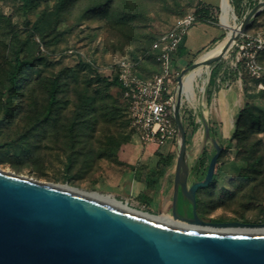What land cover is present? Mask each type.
<instances>
[{"label":"rangeland","instance_id":"374dc122","mask_svg":"<svg viewBox=\"0 0 264 264\" xmlns=\"http://www.w3.org/2000/svg\"><path fill=\"white\" fill-rule=\"evenodd\" d=\"M59 1L40 0L35 8L24 10L19 0H0V170L80 193L112 195L135 211L171 216L165 196L171 195L177 138L161 146L143 145L130 125L128 100L111 81L122 61L138 77L159 74L151 49L154 38L167 31L174 19L206 7L205 20L195 23L221 29L222 38L197 55H183L178 47L165 85L173 103L179 98V116L187 127L189 167L203 150L207 156L215 152L204 138V123L212 127L210 135L222 147L214 179L196 192L199 207L195 211L206 223H264V82L233 64L234 45L242 36L264 39V7L221 59L206 67L207 74L197 80L189 102L178 92L177 76L227 34L219 24L216 3L211 8L201 0H67L58 11ZM228 3L234 16L231 22L239 26L253 6L247 8L245 0V12L238 16ZM14 35L18 45L26 42L21 59L30 65L21 71L19 88L7 91ZM257 59L264 64V48ZM55 77H59L58 102L45 119L48 85ZM239 78L246 81V98L258 120L244 114L236 138L230 139L229 122L223 123L224 135L215 132L211 103L216 91ZM194 123L198 128L191 135ZM162 157L171 159L167 178L154 168ZM139 182L148 190L142 191ZM148 192L155 199L151 205L146 200ZM175 213L191 218L189 202L182 196Z\"/></svg>","mask_w":264,"mask_h":264},{"label":"water","instance_id":"95a60500","mask_svg":"<svg viewBox=\"0 0 264 264\" xmlns=\"http://www.w3.org/2000/svg\"><path fill=\"white\" fill-rule=\"evenodd\" d=\"M264 7L256 3L242 18L238 32L223 51L203 64L219 61L251 19ZM198 61L177 76L180 82ZM177 155L170 195L175 219L204 226H264V223H206L195 209L198 189L212 182L221 146L203 124L214 154L202 180L188 185L186 135L179 116V98L172 106ZM189 202L191 218L177 217V202ZM0 264H264V236L199 232L149 220L89 199L60 186L0 170Z\"/></svg>","mask_w":264,"mask_h":264},{"label":"built area","instance_id":"2783aa9c","mask_svg":"<svg viewBox=\"0 0 264 264\" xmlns=\"http://www.w3.org/2000/svg\"><path fill=\"white\" fill-rule=\"evenodd\" d=\"M195 22L193 13L184 15L152 44L155 61L160 66L159 74L143 79L134 73L129 63H119L118 82L128 100L130 125L143 145L161 146L176 137L173 101L165 85L170 81L173 54ZM234 46V66L243 67L251 78L262 83L264 66L257 58L264 48V39L244 35Z\"/></svg>","mask_w":264,"mask_h":264},{"label":"trees","instance_id":"16d2710c","mask_svg":"<svg viewBox=\"0 0 264 264\" xmlns=\"http://www.w3.org/2000/svg\"><path fill=\"white\" fill-rule=\"evenodd\" d=\"M19 1L21 2V7L24 10H30L32 8H35L36 6H38V4L40 2V0H19ZM66 2H67V0H60L59 1V5H58V8H57L58 11H61L63 9V7L65 6ZM230 2L233 4L235 9H237L238 16H242L244 14V12H245V10H244L245 5H243L245 0H230ZM246 3H247L246 7L249 8L251 6H254L257 2H256V0H246ZM239 7H241V8H239ZM194 15L196 16V20H205L204 18L208 15V11H207L206 7H203V8L201 7L200 9L195 11ZM179 18H181V17H179ZM179 18L174 19L172 25ZM13 38H14V41H15V44L11 48L12 64L13 65H12V67L10 68V70H9V72L7 74V85L5 87V89L7 91H13V90H17L19 88L21 71L24 69L25 66L30 65L29 61L21 59V54L23 53V46H24V44H26V42L25 43H21V45H18L17 36L14 35ZM157 38L158 37L154 38V40L152 41V44L157 40ZM152 44H151V47H152ZM152 54L154 56L153 52H152ZM259 63L264 66V64H262L260 61H259ZM140 78L147 79L145 77H140ZM262 82H264V79L262 80ZM111 83L114 84V85L120 86V84L118 82V75H116L112 79ZM241 83H242L243 94H244V97H245V104H244L243 108L238 112V114H237V116H236V118L234 120L233 130H232V132L230 134V139H235L236 138L237 131H238V128H239V123H240L241 118H242V116L244 114L247 115L248 117H250L252 120H256V119L258 120V117H256L255 115L252 114L251 107L249 106V104H250L249 100L246 98L245 89H244L246 81L241 79ZM58 93H59V77H55V78L50 80L49 85H48L47 106H46V109H45V116H44L45 119H48L50 117V115L52 114V111H53L54 107L56 106V104L58 102V99H57V94ZM197 128H198V124L194 123L191 126L190 134L192 135L196 131ZM208 128H209V131L212 133V127L209 125ZM184 131H185V135H186V138H187V127L186 126H184ZM228 145L229 144H227V147H228ZM105 150L107 151V149H105ZM211 157H212V155L207 156L206 151L203 150L201 156L196 160V162L194 163V165L190 169V173H189L190 177H188V183L190 182V184H192L193 182L200 181V180L203 179V177L206 174L208 163H209ZM170 165H171V159H169V158H167V159L166 158H164V159L159 158V161L157 163V166L155 167V170L157 171L159 176H161L162 175V170L165 167H168ZM214 177H215V173L213 175V179H214ZM195 203H196V209H198V207H199V198H198L197 195H195ZM233 221H237V220H233ZM237 222H239V221H237Z\"/></svg>","mask_w":264,"mask_h":264},{"label":"bare ground","instance_id":"6f19581e","mask_svg":"<svg viewBox=\"0 0 264 264\" xmlns=\"http://www.w3.org/2000/svg\"><path fill=\"white\" fill-rule=\"evenodd\" d=\"M219 6H220L219 8L220 15L218 16V20L220 22V25L227 30V34L222 42H220L213 49L204 53L198 58L197 61L200 63L198 66L190 69L185 75H183L181 82H180L179 92L182 93L183 96L186 97V100H188L189 102L194 99V91H195L194 87L196 86L195 84L197 80L202 78L205 74H207V68L203 64V62L219 55L223 51L224 46L226 45L227 41L230 38H233L239 29V26H236L235 24L231 22L234 19V16L231 13V7L228 3V0H220ZM60 188L74 191L89 199L99 201L103 204H106L108 206L117 208L125 212H128L132 215L139 216V217L146 218V219L153 220V221H157L160 223H164L170 226H175V227L199 231V232L220 234V235L264 236V226L216 227V226L196 225V224H192L186 221L175 219L169 215H162V214L161 215H150L147 213L135 211L129 208L128 205H126L125 203L115 199L112 195H108V194L102 195L96 192L80 193L66 186H60Z\"/></svg>","mask_w":264,"mask_h":264},{"label":"crops","instance_id":"0c3cea01","mask_svg":"<svg viewBox=\"0 0 264 264\" xmlns=\"http://www.w3.org/2000/svg\"><path fill=\"white\" fill-rule=\"evenodd\" d=\"M204 5L213 7V3H216L219 6L220 0H201ZM216 1V2H215ZM220 8V6H219ZM220 24V23H219ZM223 36L221 29L214 27L213 25L206 24L204 22L195 23L188 33L185 35L184 42L182 45H179L180 52L184 55H197L201 51L207 49L208 47L217 43ZM241 80H234L228 87L221 88L215 92L214 98L212 99L213 110L210 111V119L214 123L215 132L219 135L223 134V123L227 125V130H229L228 136L233 130V123L238 114V112L243 108L245 104V97L243 94ZM164 157H162L163 159ZM159 161V160H158ZM158 161H156L154 168L157 166ZM147 162V161H146ZM148 165L145 164L146 168ZM193 166V165H192ZM190 166V167H192ZM172 167V164L168 167H165L162 170L163 177L167 178L171 171H168ZM174 176V171L172 178ZM140 188L142 191H147L148 188L143 183L139 182ZM146 186V187H145ZM172 186L170 187V190ZM169 190V192H170ZM157 191V190H156ZM155 192V191H154ZM162 193L163 190H162ZM166 195V194H165ZM147 202L151 205L155 199L153 192H148L146 194ZM165 204H169L170 196L169 194L165 196ZM164 201V200H163ZM161 199V202H163Z\"/></svg>","mask_w":264,"mask_h":264},{"label":"flooded vegetation","instance_id":"af4514ba","mask_svg":"<svg viewBox=\"0 0 264 264\" xmlns=\"http://www.w3.org/2000/svg\"><path fill=\"white\" fill-rule=\"evenodd\" d=\"M190 173V172H189ZM199 217V216H198ZM229 222H233V221H229ZM219 223H221V222H219ZM241 223H243V222H241Z\"/></svg>","mask_w":264,"mask_h":264}]
</instances>
